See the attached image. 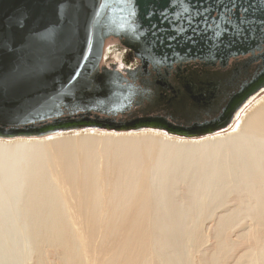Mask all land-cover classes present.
<instances>
[{
    "label": "bare ground",
    "instance_id": "6f19581e",
    "mask_svg": "<svg viewBox=\"0 0 264 264\" xmlns=\"http://www.w3.org/2000/svg\"><path fill=\"white\" fill-rule=\"evenodd\" d=\"M258 95L221 135L0 139V224L21 221L27 240L0 251V264H264Z\"/></svg>",
    "mask_w": 264,
    "mask_h": 264
},
{
    "label": "water",
    "instance_id": "95a60500",
    "mask_svg": "<svg viewBox=\"0 0 264 264\" xmlns=\"http://www.w3.org/2000/svg\"><path fill=\"white\" fill-rule=\"evenodd\" d=\"M249 3L0 0V139L224 130L264 89V10ZM110 41L133 68L102 66Z\"/></svg>",
    "mask_w": 264,
    "mask_h": 264
},
{
    "label": "rangeland",
    "instance_id": "374dc122",
    "mask_svg": "<svg viewBox=\"0 0 264 264\" xmlns=\"http://www.w3.org/2000/svg\"><path fill=\"white\" fill-rule=\"evenodd\" d=\"M133 53L131 50L123 48L118 44L117 41H110L107 43L106 54L102 62V66L110 68L113 67L116 70L133 68L135 62L132 57ZM264 93V92H262ZM262 93H258L254 100L257 99ZM232 118L231 123L234 121ZM229 125V126H230ZM227 126L223 131L219 132V135L230 131L231 126ZM97 131V130H92ZM98 132H105L99 130ZM138 132V131H136ZM211 136V135H210ZM202 139V138H200ZM8 211V208H6ZM10 222L7 223V227L4 230L3 225L0 224V235L5 234V238L0 246V251L6 253L9 248L13 245H18L20 249L27 250V240L19 235V229L22 227V222L16 219H9ZM25 259H23L24 262ZM15 264H21L20 260H17Z\"/></svg>",
    "mask_w": 264,
    "mask_h": 264
},
{
    "label": "snow or ice",
    "instance_id": "6c2138e0",
    "mask_svg": "<svg viewBox=\"0 0 264 264\" xmlns=\"http://www.w3.org/2000/svg\"><path fill=\"white\" fill-rule=\"evenodd\" d=\"M249 7H258L260 8L261 10H264V0H260V3L258 4L257 3V0H250V3H249ZM235 11L237 12V14L240 13V8L237 6L235 7ZM245 14L247 13V9L244 10ZM152 13L151 12H146L145 15H151ZM18 23L22 26L23 25V20H20L18 21ZM261 27H264V25H262ZM5 42L3 40H0V45H4ZM71 79H75V76L73 77H70V80Z\"/></svg>",
    "mask_w": 264,
    "mask_h": 264
}]
</instances>
